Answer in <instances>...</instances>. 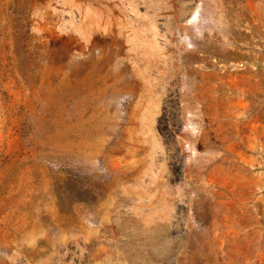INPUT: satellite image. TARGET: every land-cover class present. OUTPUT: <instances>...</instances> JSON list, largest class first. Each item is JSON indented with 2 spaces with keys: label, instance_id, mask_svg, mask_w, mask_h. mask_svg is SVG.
Here are the masks:
<instances>
[{
  "label": "rangeland",
  "instance_id": "1",
  "mask_svg": "<svg viewBox=\"0 0 264 264\" xmlns=\"http://www.w3.org/2000/svg\"><path fill=\"white\" fill-rule=\"evenodd\" d=\"M4 169L0 264H264V0H0Z\"/></svg>",
  "mask_w": 264,
  "mask_h": 264
},
{
  "label": "crops",
  "instance_id": "2",
  "mask_svg": "<svg viewBox=\"0 0 264 264\" xmlns=\"http://www.w3.org/2000/svg\"><path fill=\"white\" fill-rule=\"evenodd\" d=\"M23 201L24 194L16 174L4 169L0 174V247L4 249L18 238L16 231L20 229Z\"/></svg>",
  "mask_w": 264,
  "mask_h": 264
}]
</instances>
